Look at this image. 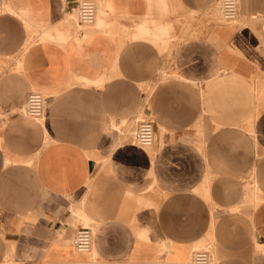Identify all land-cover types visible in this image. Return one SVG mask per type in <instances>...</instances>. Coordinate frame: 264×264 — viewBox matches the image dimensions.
Instances as JSON below:
<instances>
[{
    "label": "crops",
    "instance_id": "obj_1",
    "mask_svg": "<svg viewBox=\"0 0 264 264\" xmlns=\"http://www.w3.org/2000/svg\"><path fill=\"white\" fill-rule=\"evenodd\" d=\"M219 1H2L0 264H264V0Z\"/></svg>",
    "mask_w": 264,
    "mask_h": 264
},
{
    "label": "built area",
    "instance_id": "obj_2",
    "mask_svg": "<svg viewBox=\"0 0 264 264\" xmlns=\"http://www.w3.org/2000/svg\"><path fill=\"white\" fill-rule=\"evenodd\" d=\"M3 3L0 0V12ZM220 15L224 20H233L238 12V0H220ZM77 20L81 24H93L96 18V4L94 0H79L76 7ZM26 115L33 118H41L45 112V96L40 90H31L24 101ZM155 133V123L151 118L138 120L133 139L139 145L147 146L152 144ZM72 244L77 250L88 251L92 246V230L90 226L80 224L77 226L72 237ZM191 264H214L212 253L209 248L195 249L191 254Z\"/></svg>",
    "mask_w": 264,
    "mask_h": 264
},
{
    "label": "rangeland",
    "instance_id": "obj_3",
    "mask_svg": "<svg viewBox=\"0 0 264 264\" xmlns=\"http://www.w3.org/2000/svg\"><path fill=\"white\" fill-rule=\"evenodd\" d=\"M3 1V0H2ZM104 2V1H103ZM103 2H102V0H97V6H96V8H97V13H96V17L97 16H99V14H98V9H99V7H101V8H104L105 7V3L103 4ZM220 2V1H219ZM104 6V7H103ZM214 10H215V12L216 13H219L220 14V10H219V8H218V3L214 6ZM74 19H75V21H76V26H78V27H76L77 28V30H78V28L79 27H82L83 25L82 24H80V23H78L77 22V17H76V15L74 16ZM220 19L221 20H224V19H222V17H221V15H220ZM195 20L194 19H190L189 20V27H193L192 26V23L194 22ZM168 26V25H167ZM79 31V30H78ZM81 31V30H80ZM82 31H83V29H82ZM81 31V32H82ZM166 39H167V42H169L168 40H169V34L167 33V34H165V35H163ZM69 38V37H68ZM44 96H45V94H44ZM19 107H21V105L19 106ZM22 112V111H21ZM143 116H144V114L141 112L140 114H139V116H138V118L139 117H142L143 118ZM134 127V126H133ZM134 129L135 128H133V131H134ZM209 244V249H210V251H211V253H212V258H213V261L215 262V260H217V257H216V253H215V244H213V243H208ZM207 243H203V244H201L200 246H197V247H195V248H198V247H203V246H207L208 245ZM190 262H191V257L189 256V264H190Z\"/></svg>",
    "mask_w": 264,
    "mask_h": 264
},
{
    "label": "bare ground",
    "instance_id": "obj_4",
    "mask_svg": "<svg viewBox=\"0 0 264 264\" xmlns=\"http://www.w3.org/2000/svg\"><path fill=\"white\" fill-rule=\"evenodd\" d=\"M218 8H219V5H218ZM220 10V9H219ZM96 13H97V8H96ZM96 19V18H95ZM95 22V21H94ZM43 95H44V93H43ZM43 117V116H42ZM148 146V145H147Z\"/></svg>",
    "mask_w": 264,
    "mask_h": 264
}]
</instances>
